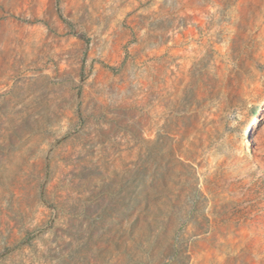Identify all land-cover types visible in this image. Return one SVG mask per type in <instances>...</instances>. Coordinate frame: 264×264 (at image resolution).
<instances>
[{"label": "rangeland", "instance_id": "1", "mask_svg": "<svg viewBox=\"0 0 264 264\" xmlns=\"http://www.w3.org/2000/svg\"><path fill=\"white\" fill-rule=\"evenodd\" d=\"M0 264H264V0H0Z\"/></svg>", "mask_w": 264, "mask_h": 264}]
</instances>
